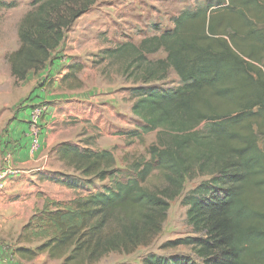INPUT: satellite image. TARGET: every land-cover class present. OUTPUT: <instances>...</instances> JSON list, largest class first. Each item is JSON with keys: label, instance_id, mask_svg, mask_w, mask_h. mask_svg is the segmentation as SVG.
Instances as JSON below:
<instances>
[{"label": "trees", "instance_id": "obj_1", "mask_svg": "<svg viewBox=\"0 0 264 264\" xmlns=\"http://www.w3.org/2000/svg\"><path fill=\"white\" fill-rule=\"evenodd\" d=\"M96 1L31 0L17 26L19 45L6 55L16 83L54 64L66 31ZM12 5L0 0V7ZM172 23L138 44L102 51L141 83L130 99L142 124L129 136L155 132L148 160L118 168L109 150L59 144L57 159L78 175L65 185L79 188L83 180L88 192L65 204L45 197L17 237L35 243L17 246L19 258L94 264L148 246L162 231L169 202L197 173L208 179L181 199L193 236L168 242L189 246L195 258L149 254L142 264H264V0H211L181 10ZM159 51L165 56L148 57ZM66 68L60 81L71 88L83 65ZM170 70L179 78L174 91L144 88ZM153 172L162 178L154 188L146 184ZM94 180L107 182L92 191Z\"/></svg>", "mask_w": 264, "mask_h": 264}, {"label": "rangeland", "instance_id": "obj_2", "mask_svg": "<svg viewBox=\"0 0 264 264\" xmlns=\"http://www.w3.org/2000/svg\"><path fill=\"white\" fill-rule=\"evenodd\" d=\"M10 2L13 4L12 6L0 7V60L2 66L5 62L7 63L6 55L17 49L19 45L18 23L22 16L31 9V0H4L5 4ZM205 3H211V0H97L68 28L60 48L52 54L54 64H47L42 71L43 79L31 74L30 80L16 83L11 71L5 72L4 69H0L2 87L5 88L7 77V89H9V99L6 100L3 99L6 91L2 90L3 103L1 106L3 107L6 103L10 108L9 111L13 112L18 109L29 111L33 105L41 104L46 107L40 122L42 125L48 111L47 107L53 104L57 105L56 100L63 97L60 94L67 92L72 102L69 106L72 108L79 106V109L74 111L75 115H69L67 120L56 121L55 126L62 133L67 135L68 132H71L72 134L69 136H73L75 132L83 134L86 132L85 130H89L81 138L87 139V142L95 144L98 148L106 145L112 146L118 168H128L132 162L137 160H148L147 147L156 142L155 132L143 135L141 138L129 136L133 129L140 130L142 124L141 120L131 112L132 102L130 100L131 89L134 86H140L141 83L134 84L131 79H127L121 74L117 64H111L109 58L104 59L102 51L106 48H114L124 42L138 44L145 37L159 35L172 28V19L181 10H193ZM164 56L165 53L162 51L148 55L151 59ZM73 62H80L83 69L77 74L79 81L73 82V87L68 88L67 84L59 82L61 78L59 74L61 72L63 74V71L66 72L67 64ZM255 65L257 64L255 63ZM43 85L46 99L54 101L47 103V100L43 98L34 102L33 105H24L31 87L40 88ZM178 86L179 78L173 70H170L165 79L150 82L144 88L170 92ZM34 99L37 100V98ZM72 99L74 100L72 101ZM26 110L20 111L21 114H24ZM56 113L59 118L61 112L56 111ZM92 115H95L102 123L98 122L93 125ZM41 129L43 128L41 127ZM11 131L2 129L1 137L5 136V140H9L7 134H10ZM48 164L52 167L48 172L55 179L56 177L60 179L54 184L46 182V189L37 196V201L34 200L32 214L39 212L43 207V205L40 207L37 205L42 200L44 204L47 190L50 194L53 193L50 199L63 204L73 199L76 194L84 195L88 192L87 183L83 180H81L79 188H76V192L65 185V182L78 177L72 170L60 168L52 158L49 159ZM207 179L208 176L197 173L186 179L181 195L169 202L162 231L150 245L140 246L130 254L110 253L94 264H142V259L149 254L194 259L195 256L189 246L168 247V242L193 236L191 227L186 221V206L182 204L181 199L186 192ZM33 180L38 182V176ZM106 182L101 183L94 180L91 190H99ZM146 184L152 188L158 187L162 184V178L159 173L153 172L149 175ZM24 224L0 222V264H62L61 260L49 259L45 254L27 261L14 253L17 246L33 247L35 245V243L16 242Z\"/></svg>", "mask_w": 264, "mask_h": 264}, {"label": "crops", "instance_id": "obj_3", "mask_svg": "<svg viewBox=\"0 0 264 264\" xmlns=\"http://www.w3.org/2000/svg\"><path fill=\"white\" fill-rule=\"evenodd\" d=\"M0 69H4L5 72L8 70L11 71L9 63L5 62L2 66L1 60ZM42 71L30 73L26 79L21 82L24 83L26 80H30L31 78L29 76L31 74H35L37 75V78L43 79L44 75L42 74ZM61 75L62 72L59 74V77H61ZM43 87L44 85L40 88H35L34 86L31 87L24 105H33V103H36L38 100H42L43 98L46 99ZM2 90L6 91L4 97L2 96ZM60 96L63 97L56 100L57 105L53 104L47 107L48 111L46 116H44L43 124L41 125L43 129L39 137V147L37 150L31 151L30 126L28 123L29 111L24 109L26 111L24 114H21L20 111H24L23 109L10 112V108L6 103H4L3 107L1 106L3 103L2 97L4 100L9 99V89H7V77L5 88H3L0 75V168L12 165V167L18 169L17 175H12L8 179L6 187L3 190H0L1 223L24 224L33 212L34 200L37 201V196L46 189V182L51 184L58 182V179L60 178L56 177L55 179L53 175L48 172V170L52 168L48 164V161L52 158L57 164H59L60 168H64L62 163L57 159L55 151L59 144L66 142L77 145L81 148L109 150L113 153L112 146L106 145L98 148L95 144L87 142V139H82L81 137H84L89 130H85L86 132H83V134H81V132H79V134L78 132H75L73 136H69L72 134L71 132H68L67 135H65L55 126L57 120H67L69 115H75L74 111L79 109V106L73 108L69 106L72 102L68 97L69 94L67 92L61 93ZM34 98H37V100ZM73 100L74 99H72V101ZM52 101L54 100H47V103H51ZM56 111L61 112L59 118L57 117ZM91 119L93 125L100 122L95 115H92ZM101 123L102 122H100V124ZM93 128L95 129V127ZM2 129H7L8 131L12 130L10 134H7L9 140H5V136L1 137ZM136 129L137 128L133 130ZM37 176L39 178L38 182L37 180H33L36 179ZM52 180L56 182H53ZM70 189L75 190V192L77 191L76 188ZM51 195H53V193L50 194L47 190L45 197L52 198ZM41 205H43V200L42 202L40 201V204L37 205V207H40Z\"/></svg>", "mask_w": 264, "mask_h": 264}, {"label": "built area", "instance_id": "obj_4", "mask_svg": "<svg viewBox=\"0 0 264 264\" xmlns=\"http://www.w3.org/2000/svg\"><path fill=\"white\" fill-rule=\"evenodd\" d=\"M46 111V107L41 104L33 105L28 112V123L30 126V150H37L39 147V137L42 131L40 122ZM18 169L12 166L0 168V190L5 187L6 181L12 176L17 175Z\"/></svg>", "mask_w": 264, "mask_h": 264}]
</instances>
